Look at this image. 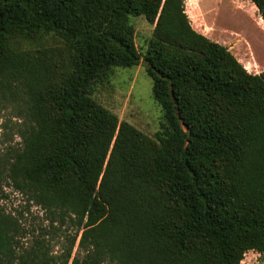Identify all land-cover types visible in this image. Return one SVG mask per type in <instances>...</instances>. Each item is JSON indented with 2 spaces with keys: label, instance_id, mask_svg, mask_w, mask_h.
I'll return each instance as SVG.
<instances>
[{
  "label": "trees",
  "instance_id": "obj_1",
  "mask_svg": "<svg viewBox=\"0 0 264 264\" xmlns=\"http://www.w3.org/2000/svg\"><path fill=\"white\" fill-rule=\"evenodd\" d=\"M252 1L264 20V0ZM142 16L154 26L144 53L132 22ZM143 60L164 111L155 137L94 97L114 68ZM1 111L21 141L0 155V180L51 230L26 243L0 207V264L264 257V70L196 30L186 0H0Z\"/></svg>",
  "mask_w": 264,
  "mask_h": 264
},
{
  "label": "rangeland",
  "instance_id": "obj_2",
  "mask_svg": "<svg viewBox=\"0 0 264 264\" xmlns=\"http://www.w3.org/2000/svg\"><path fill=\"white\" fill-rule=\"evenodd\" d=\"M186 8L196 30L228 46L248 71L260 73L264 70V20L252 0H186ZM132 22L136 27L137 46L144 53L153 36L154 26L143 16L133 17ZM152 88L153 80L143 60L135 67L114 68L108 80L96 85L94 97L117 114L120 121H129L147 135L155 137L161 129L164 111ZM9 117L10 111L0 112V155L4 154L8 145L21 141L16 134L19 120ZM0 207L21 219L26 228L23 237L26 243H31L34 234H40L43 228L50 229L45 211L2 180ZM68 233L74 234L75 230L69 228ZM45 238L50 241L51 252L63 251L66 241L60 230L52 229ZM242 264H264V257L250 250Z\"/></svg>",
  "mask_w": 264,
  "mask_h": 264
}]
</instances>
